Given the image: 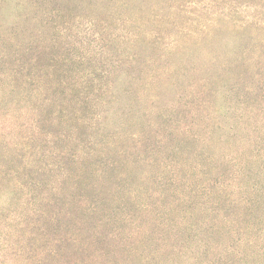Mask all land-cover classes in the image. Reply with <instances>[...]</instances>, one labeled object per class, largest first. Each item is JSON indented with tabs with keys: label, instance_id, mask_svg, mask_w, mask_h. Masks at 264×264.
<instances>
[{
	"label": "rangeland",
	"instance_id": "rangeland-1",
	"mask_svg": "<svg viewBox=\"0 0 264 264\" xmlns=\"http://www.w3.org/2000/svg\"><path fill=\"white\" fill-rule=\"evenodd\" d=\"M201 1L184 10H153L140 0H0V74L13 76L15 69L18 81L25 79L7 89L14 93L6 104L41 121L33 154H20L46 170L25 187L22 207L54 212L65 221L95 214L91 232L80 231L85 247L70 252V264H194V253L184 255L188 175L203 166L202 172L216 175L219 159H243L253 139L264 149V0ZM76 67L109 72L105 103L97 106L101 131L130 144L127 135L148 130L159 142L148 154L151 162L132 164L126 153L108 155L123 162L120 170L130 173L124 181L136 192L130 198L131 189L122 187L99 212L78 203L81 190L86 192L76 186L85 180L77 177L81 169L70 163L69 154L58 151L56 157L47 145L48 140L58 149L65 146L60 137L68 129L52 120L70 94L63 96L46 81L69 82ZM97 137L103 138L91 139L100 141ZM66 176L68 182L58 179ZM118 202L123 208L116 211ZM43 225L34 226L35 248L41 233L55 232Z\"/></svg>",
	"mask_w": 264,
	"mask_h": 264
},
{
	"label": "trees",
	"instance_id": "trees-1",
	"mask_svg": "<svg viewBox=\"0 0 264 264\" xmlns=\"http://www.w3.org/2000/svg\"><path fill=\"white\" fill-rule=\"evenodd\" d=\"M140 1L153 7V10H184L196 4L195 0ZM80 61L84 65L85 59L81 58ZM94 69L99 71L92 73L76 67L69 82L56 79L46 81V85L60 88L63 96L70 94L63 106L56 107L59 108L58 116L52 120L56 122L53 126L68 129L69 133L60 137L65 146L59 150L57 144L48 140L47 145L54 148L52 154L57 155L58 151L69 154L70 163L77 164L81 169L77 177L82 176L85 180L76 186H81L86 192L81 190L78 203L86 211L99 212L115 200V193H122V187L127 185L131 189L126 193L130 198L136 192L132 183L126 184L124 181L130 173L120 170L123 162L112 161L110 155L118 157L126 153L132 164L143 158L151 162L148 154L155 153L159 142L152 140L148 130L140 135L131 133L127 135L128 138L123 137L130 144H122V138L101 131L100 122L97 123L100 117L97 106L105 103L108 91L105 93L103 81L109 79V72ZM19 75L15 69L13 76L0 74V99L3 100H0V264H70V252L78 254L85 247L79 233L91 232L90 216L95 214L88 218L70 216L69 221H65L64 216L57 218L54 212L50 215L47 210L22 207L25 187L32 186L46 169L26 161L27 158L20 154L25 150L33 154L31 143L37 142V135L42 132L40 120L25 118L22 111H13L6 104L14 93L7 89L25 82L22 77L18 81ZM90 87L93 89L87 91ZM108 90L112 93L109 87ZM65 100L63 98L61 102ZM117 101V97H114L112 102ZM52 121L51 125L54 124ZM95 135L103 138L97 137L100 141H93L91 138ZM70 145L77 147L75 151L73 147L65 151ZM247 146L249 155L243 159L239 155L219 159L216 165L220 171L216 175L210 177L209 172H202L207 170L203 166L201 171L197 170L198 173L188 175L184 183V255L194 253V264H264V149H260L254 139ZM43 150L39 149L38 152ZM86 156L88 161L81 162L82 157ZM242 162L245 164L243 169ZM58 179L69 181L67 176ZM86 183L88 187H85ZM9 199L13 203L6 205ZM15 200L19 201L18 206ZM119 208L123 206L118 202L115 210ZM40 222L45 224L44 227L54 226L52 230L55 229V232L50 235L41 233L42 240L35 248L37 244H34L33 229ZM178 222L182 226L183 223ZM55 245L60 247L59 251ZM72 264L77 263L73 261Z\"/></svg>",
	"mask_w": 264,
	"mask_h": 264
}]
</instances>
